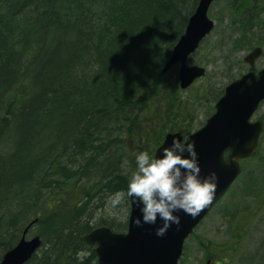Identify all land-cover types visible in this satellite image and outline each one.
Listing matches in <instances>:
<instances>
[{
    "label": "trees",
    "instance_id": "16d2710c",
    "mask_svg": "<svg viewBox=\"0 0 264 264\" xmlns=\"http://www.w3.org/2000/svg\"><path fill=\"white\" fill-rule=\"evenodd\" d=\"M225 2L217 19L227 20L228 38L239 35L233 46L250 44L247 37L264 43L256 33L264 29V0ZM197 3L0 0V258L34 219L29 233L35 229L41 246L25 264H96L84 236L96 227L126 229L127 221L104 218V202L126 191L136 169L125 138L143 132L139 152L153 155L167 130H148L147 112L164 109L166 116L158 117L168 120L185 106L175 67L164 75L161 69ZM174 130L189 133L168 129ZM258 150L249 160L257 158L251 172L261 184L242 174V185L230 190L258 199L257 182L261 202L264 156ZM248 211L234 205L228 212L236 233L223 244L197 239L205 259L234 250L238 230L250 225Z\"/></svg>",
    "mask_w": 264,
    "mask_h": 264
},
{
    "label": "water",
    "instance_id": "95a60500",
    "mask_svg": "<svg viewBox=\"0 0 264 264\" xmlns=\"http://www.w3.org/2000/svg\"><path fill=\"white\" fill-rule=\"evenodd\" d=\"M214 1L217 0H198L163 67L162 73H166L179 65L177 78L181 89H186L205 73L202 67L187 65V59L214 27V21L208 17V9ZM260 53L261 49L256 47L245 61L253 65ZM262 101L264 69L257 75L250 72L230 82L215 103L214 113L201 128L186 136L195 144L201 176L214 171L218 177L215 197L209 206L195 219L182 211L175 213L181 219L179 229L172 225L166 235L159 237L155 230L162 221L157 218L155 224L144 223L140 207L128 201L129 214L124 232L98 227L84 236L85 242L95 248L97 264H178L186 239L240 175V161L256 152L263 126L260 121L251 122L250 119ZM173 137L184 138L181 132L166 133L153 156L160 157L162 149L171 144ZM183 155L187 157L188 153ZM137 218L141 219L139 227L134 223ZM35 222L33 220L24 228L18 242L2 255L0 264H25L38 250L41 246L38 236L26 239L27 231ZM204 264L212 263L206 260Z\"/></svg>",
    "mask_w": 264,
    "mask_h": 264
},
{
    "label": "rangeland",
    "instance_id": "374dc122",
    "mask_svg": "<svg viewBox=\"0 0 264 264\" xmlns=\"http://www.w3.org/2000/svg\"><path fill=\"white\" fill-rule=\"evenodd\" d=\"M226 0H219L212 4L208 10V17L214 21V30L200 43L198 49L190 55L187 59V65H196L205 69V75L197 79L189 88L180 92V100L184 102L185 106L181 109H175L176 115L169 116L168 120H162L158 116L163 118L166 116L164 109L159 112L156 110H149L146 114L148 121L146 122L148 130L158 132V129L164 125L163 130H167L171 127H182L183 130H188L189 133L195 132L203 126L206 119L213 113L214 104L217 101L212 99V96L208 95V91L211 90L215 95L219 93L221 96L224 87L237 78L238 74L246 70V64L241 63V59L246 53L255 46H261L264 49V43L258 41L261 37H247L249 38L247 44L239 48H235L233 40H237L239 35L234 34L233 40L227 36L231 34L230 30L226 29L228 25L227 20L222 24L218 21L217 17L225 10ZM264 27V14L261 16ZM264 29L262 31L256 30L258 36H263ZM256 68L264 67V55L258 58L255 64ZM176 76L178 72V65L174 68ZM214 95V96H215ZM264 112V103L259 107L255 113L254 119ZM183 117L191 118V125H187V122H183ZM186 123V124H185ZM146 127L144 130H147ZM186 130V131H187ZM175 131V130H174ZM165 132V133H167ZM139 137V138H138ZM146 134L140 132L139 135H134L131 138H125L126 140V155L138 154V146H142ZM258 154L264 156V132L259 141ZM257 158L251 160L241 161L242 174L248 181L250 175L254 174L258 183L261 184L258 172H251L256 165ZM124 172H129V166L127 164L123 167ZM246 175V176H245ZM242 185L241 176L233 185L234 187H240ZM232 186V187H233ZM255 192L258 195H243L241 190L231 191L224 196V198L218 203L213 211L197 226L194 233L186 240L184 244V252L180 258L178 264H203L205 261L204 252L200 248L198 238L205 243L210 241L215 244L224 243L228 240L229 234L234 231L235 223L228 225L230 220L228 212L231 211L234 205L246 206L248 211V218H251L250 225L245 224V230H238V235L241 240L238 239L234 244L233 251H221L215 254L212 260L213 264H264V201L260 200L262 192L257 190V182ZM232 189V188H231ZM116 196H108L105 199V207L102 210V215L106 219H113L120 222H125L128 219L129 206L125 204V201L120 205H113L112 200ZM236 233V232H235ZM35 235V229H31L27 238ZM185 254V255H184Z\"/></svg>",
    "mask_w": 264,
    "mask_h": 264
},
{
    "label": "clouds",
    "instance_id": "9594fccd",
    "mask_svg": "<svg viewBox=\"0 0 264 264\" xmlns=\"http://www.w3.org/2000/svg\"><path fill=\"white\" fill-rule=\"evenodd\" d=\"M185 152L187 157L183 155ZM217 181L214 171L201 176L194 142L187 137H173L171 144L162 149L160 157L147 151L136 155V169L127 189L118 193L112 204L120 205L125 199L137 204L142 220L147 224H155L159 218L162 225L156 228L155 234L162 237L172 225L179 229L181 219L175 213L182 211L195 219L211 204ZM134 223L141 226V219L137 218Z\"/></svg>",
    "mask_w": 264,
    "mask_h": 264
},
{
    "label": "flooded vegetation",
    "instance_id": "af4514ba",
    "mask_svg": "<svg viewBox=\"0 0 264 264\" xmlns=\"http://www.w3.org/2000/svg\"><path fill=\"white\" fill-rule=\"evenodd\" d=\"M217 1H219V0H217ZM217 1H216V2H217ZM256 47H260V48H261V53H260V56H258V57L254 60V64L250 66V64H249L247 61H245V57H246V56H247L252 50H254ZM263 55H264V49H263L261 46H255V47L251 48V49L246 53V55L241 59V63H243V65L246 64V70H244L243 72L239 73L238 76H237V78H235L234 80L240 79L241 77H243L244 75H246V74H248V73H250V72H252V73H254L255 75H257L258 72H259L260 70L264 69V67L257 69L256 66H255L256 61L258 60V58H260V57L263 56ZM263 103H264V101H262V102L260 103L259 107H260ZM259 107H258V109H259ZM257 111H258V110H257ZM257 111H256V112H257ZM254 117H255V115L252 117L251 121H252V122L260 121V122L262 123V125H263V128H264V112H263L262 114H260V116H258L256 119H254Z\"/></svg>",
    "mask_w": 264,
    "mask_h": 264
},
{
    "label": "bare ground",
    "instance_id": "6f19581e",
    "mask_svg": "<svg viewBox=\"0 0 264 264\" xmlns=\"http://www.w3.org/2000/svg\"><path fill=\"white\" fill-rule=\"evenodd\" d=\"M164 65H165V64H164ZM164 65H163V67H164ZM163 67H162V69H161V75H164V74H165V73H162Z\"/></svg>",
    "mask_w": 264,
    "mask_h": 264
}]
</instances>
